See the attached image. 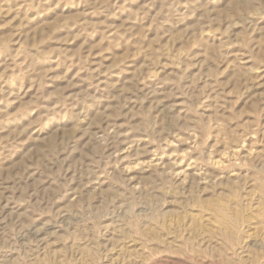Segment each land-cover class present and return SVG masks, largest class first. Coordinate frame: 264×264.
Instances as JSON below:
<instances>
[{"label":"rangeland","instance_id":"rangeland-1","mask_svg":"<svg viewBox=\"0 0 264 264\" xmlns=\"http://www.w3.org/2000/svg\"><path fill=\"white\" fill-rule=\"evenodd\" d=\"M0 264H264V0H0Z\"/></svg>","mask_w":264,"mask_h":264}]
</instances>
